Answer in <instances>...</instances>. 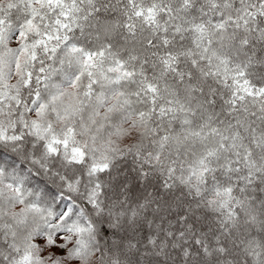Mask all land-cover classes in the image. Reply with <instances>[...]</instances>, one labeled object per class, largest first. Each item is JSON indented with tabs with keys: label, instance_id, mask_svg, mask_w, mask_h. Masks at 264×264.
<instances>
[{
	"label": "snow or ice",
	"instance_id": "1",
	"mask_svg": "<svg viewBox=\"0 0 264 264\" xmlns=\"http://www.w3.org/2000/svg\"><path fill=\"white\" fill-rule=\"evenodd\" d=\"M0 264H264V0H0Z\"/></svg>",
	"mask_w": 264,
	"mask_h": 264
}]
</instances>
